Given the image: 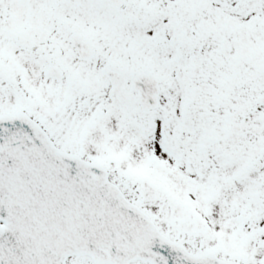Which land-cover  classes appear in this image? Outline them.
Instances as JSON below:
<instances>
[{
  "label": "snow or ice",
  "instance_id": "1",
  "mask_svg": "<svg viewBox=\"0 0 264 264\" xmlns=\"http://www.w3.org/2000/svg\"><path fill=\"white\" fill-rule=\"evenodd\" d=\"M0 264H264V0H0Z\"/></svg>",
  "mask_w": 264,
  "mask_h": 264
}]
</instances>
